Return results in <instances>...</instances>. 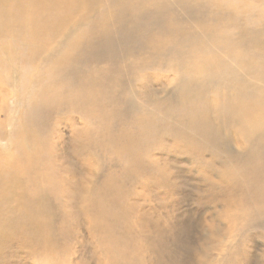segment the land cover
Segmentation results:
<instances>
[{"label": "rangeland", "instance_id": "1", "mask_svg": "<svg viewBox=\"0 0 264 264\" xmlns=\"http://www.w3.org/2000/svg\"><path fill=\"white\" fill-rule=\"evenodd\" d=\"M120 1L80 0L40 49L25 17L0 28V163L28 155L21 173L0 165V218L33 176L47 191L42 240L0 225V264H264V131L235 114L264 96V16L137 0L126 34Z\"/></svg>", "mask_w": 264, "mask_h": 264}, {"label": "bare ground", "instance_id": "2", "mask_svg": "<svg viewBox=\"0 0 264 264\" xmlns=\"http://www.w3.org/2000/svg\"><path fill=\"white\" fill-rule=\"evenodd\" d=\"M79 1L80 0H0V24H1L0 28L4 27L3 25L5 24H9V26H11V28L14 31H19V30L21 31V29H19L21 28L19 26L20 23L19 18L25 17L27 19L25 30L26 31L29 30V33H27L29 39L26 42L27 44H30L34 41V43L38 44L37 49H40L43 43L40 42V40L47 39L49 35H51L55 30H58V28L62 27L72 17L77 5L79 4ZM174 1L176 3L179 2L182 6H184V8L193 4H199V5L206 4L204 8H211L215 12L217 17L218 15L219 16L226 15L228 17L234 18L236 17L234 16V14H238L242 16L244 15V13H247L252 17L249 18L248 20L245 19L246 17L244 19L246 21H250L251 19L253 20V17H256V20L257 19L259 20L260 16H264V10H263L264 0H237L236 3H233L232 0H174ZM160 3L161 4H159V7L155 8L154 12L151 13H155L156 15H163L166 13V11L170 9L168 5L165 4L164 2H160ZM252 4L258 5L255 7L256 15L251 14L250 12L253 9ZM2 12L4 13L12 12V16L8 15L7 18L6 15L4 16ZM120 14H123L122 17H118ZM144 14H145V10L143 9L139 8V10L137 11V0H122L120 1V5L117 9L110 11L109 18L116 20L118 24L116 26L117 29H123L126 34H132V33L137 34L133 27L135 24H137L140 21L141 17L144 16ZM243 25L244 24L240 26L241 27L240 31H242V29H245L243 28ZM100 26L103 29L105 27L104 25H100ZM51 31L53 32L49 33ZM104 35H109V33L106 32L104 33ZM67 38L72 39L73 38L72 33H68ZM91 44L93 43L88 42L85 44V42L83 41L79 42L80 49L82 51H87V50L93 51L90 46ZM241 61L245 64H250L247 58L242 59ZM222 71H225L226 75L232 73V69L230 67H226V68L224 67ZM255 71L264 75V63H259V66L255 69ZM58 74H61V71H58ZM56 75L57 74L54 73V71L50 73V76L52 78H54ZM50 87L51 86H47L42 90V93L48 95V99H52L57 95L55 94L57 92V89H52V87L51 89H49ZM249 95L251 100L250 107L248 109H243V110L235 109L236 110L235 114L238 120H242V119L244 120L243 122L246 124V127L249 130V134H255L258 132L263 133L264 96H261L260 92L256 90H251L249 92ZM69 98L71 99V101H74L73 97H69ZM69 98L67 99L66 102H70ZM90 101H93V99H91ZM39 107L41 108L40 105ZM35 139H36L35 137L33 139L31 137H28L26 142H30L29 140L35 141ZM38 139L40 140V138ZM37 144H39V147L38 149L36 150L34 149L35 151H33L34 152L33 155H36L34 156V158L43 153L41 151L42 150L41 143L37 142ZM27 156L28 155L24 154L22 145H20L12 155L3 158L0 165L5 166L6 168H8V170L21 173L18 167L24 166L25 162L27 161L26 160ZM34 158L32 162L30 161L31 166H29L32 169L36 164V160H34ZM18 176L20 177V174ZM33 177L34 179L30 177L32 178V183H31V188L29 189V191H32V193L27 191V194H25L23 192L20 196V199L18 198L19 202L16 204L17 206L14 208H10L4 215L3 219L0 218V225L6 224L12 226L13 228L15 227L18 228L21 226L20 223H22L23 224L22 226L25 228L21 227L22 229H19V232L22 233L23 236L29 234L32 237H36V235H38L42 240V237L45 232V227L41 229V226L46 221V218L44 216L45 214L43 210H41L42 205L40 204L43 200L46 199L47 196L45 194L47 193V191H45V187L42 186V183L44 182L41 183V179L38 176H33ZM51 181L53 182V180ZM28 187L30 186L27 185V188ZM5 188L6 186H4L3 188V192L5 193L2 196H0V199L2 200L9 195L8 190H6ZM11 189L13 190V187L10 188V190ZM54 189L55 191H57L55 187ZM3 234L4 233L0 231V236H2ZM42 246L43 248H45L44 245Z\"/></svg>", "mask_w": 264, "mask_h": 264}]
</instances>
